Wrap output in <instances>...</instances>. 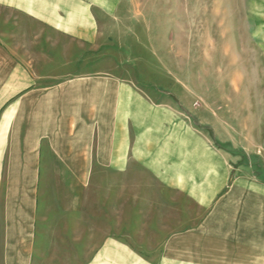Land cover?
Here are the masks:
<instances>
[{"label":"rangeland","instance_id":"374dc122","mask_svg":"<svg viewBox=\"0 0 264 264\" xmlns=\"http://www.w3.org/2000/svg\"><path fill=\"white\" fill-rule=\"evenodd\" d=\"M84 1V14L75 23L59 26L64 31L56 25L39 26L37 42L19 33L15 25L19 16L0 4V36L20 53L27 76L39 84L86 82L87 91L92 90L86 110L94 117L90 129L96 138L100 133L105 137L126 101L140 99L165 120L162 136L171 139L176 133L172 138L179 140L181 158L187 163L182 171L189 176L186 170L192 168L188 177L192 185L204 180L205 162H213L210 178L219 182L216 197L237 181L264 185V137L256 136L257 118L264 116V0ZM121 119L125 133V115ZM135 130L130 147L123 142L119 151L123 163L133 159L130 174L126 164L112 172L107 164H91L84 195L78 184V198L69 189L74 174L70 169L59 170L65 178L62 184L44 185V210L55 230L47 243H37L34 220L44 186L36 188V168L23 166L22 210L16 211L22 215L21 243L14 241L13 233L4 232L13 228L15 219H8L6 209L0 208V264H144L140 256L126 258L131 251L126 248L127 226L140 231L149 219L146 215L143 219V211L155 210L156 215L158 209L166 213L179 207L195 209L199 202L190 195V183L179 184L168 170L154 172L143 164ZM150 130L158 134L156 126ZM94 178L97 184L92 183ZM111 184L116 185L117 196L110 211L104 200L99 205L98 197L101 193L109 199ZM7 193L0 191V206L14 204L13 194ZM238 194L237 200L225 202V208H245L247 203ZM68 200L75 208L67 209ZM84 210L87 226L93 214L98 221L87 228L86 248L81 249L78 233ZM135 235L140 238V233ZM109 237L115 238L110 253L109 246L104 248ZM133 251L141 254L140 249Z\"/></svg>","mask_w":264,"mask_h":264},{"label":"crops","instance_id":"0c3cea01","mask_svg":"<svg viewBox=\"0 0 264 264\" xmlns=\"http://www.w3.org/2000/svg\"><path fill=\"white\" fill-rule=\"evenodd\" d=\"M0 4L19 16L20 21L15 24L17 30L21 34H29L35 42L38 40L39 26L48 28L56 25L64 31L65 29L59 26L67 22L75 23L76 18L81 13L83 15L86 9L84 0H1ZM1 36L0 191L13 194L14 204L1 205L0 208L6 209L4 215L8 219H15L13 228L4 230L5 233H13L14 241L21 243L22 238V215H17L16 211L22 210L23 166L36 168L38 189L51 182L62 184L65 178L58 175L61 172L59 170H72L73 180L68 185L71 186V194L78 198L80 191L84 195L86 172L87 168L91 169V164H107L106 167L111 172L114 168L117 170L119 164H126V173L130 174L134 165L133 159H127L123 163L119 159V151L123 142L126 148L130 147L135 129L139 138V157L143 164L154 172L168 170L173 176L172 179L179 184L190 183L188 177L192 176V168L186 170L190 171L189 176L182 171L185 168L182 165L187 163L181 158L182 148L177 142L179 140L172 138L176 133L171 134V139L162 136L166 133L163 124L165 120L149 105L140 99L125 102L121 93V103L125 102L126 107L124 110L120 108L118 116L117 113L114 114L105 137L100 133L96 138L90 129V121L94 120V117L86 110L91 107L87 99L92 93V90L87 91L86 82L39 84L37 79L31 75L27 76L20 53L6 43L3 34ZM123 115L127 128L125 133L120 128L121 122H124V119H121ZM257 120L256 136L263 138L264 116ZM155 126L157 135L150 130ZM102 138L105 140L104 144ZM206 163L204 180L193 185L190 183V195L199 202L198 206L195 209L173 208L168 210V214L161 209L157 210L156 215L153 214L155 210L148 211L147 214L143 211V219L145 215L149 218L147 224L143 223L140 231H136L134 225H128L126 228V248L131 249L126 258L132 260L135 256H140L144 264H264V185L246 182L244 186L237 181L229 192L216 197L219 193L214 196V191L219 182L215 183L210 178L213 162ZM90 180L89 177L88 184ZM92 183L97 184L98 180L94 178ZM78 184L82 185L80 191ZM45 186L43 195H40V191L38 193V210L34 216L38 244L44 241L47 243L49 234L55 231L50 226L51 217L44 210L47 195ZM129 188L124 186L126 192ZM238 193H241L242 199L247 203L245 208L240 210L235 205L225 208V202L237 200ZM116 196V185L111 184L109 199L102 198L100 193L99 205L102 206L104 200L103 206L106 209L109 207L111 211L112 201ZM73 208L74 201L68 200L67 209ZM17 216L19 220L16 223ZM29 216L23 218L27 219ZM81 216L78 239L82 244L79 248L85 249L86 233L90 232L87 228L92 226L91 223L96 227L98 220L94 214L91 215L88 227L85 210ZM153 217L156 219L152 220ZM109 222L113 224L111 218ZM135 233H140V238ZM114 240L115 238L109 237V245L104 247L109 246V253L112 251L111 245L114 248ZM11 245L16 247L15 244ZM6 246L12 247L10 244ZM134 249H140L141 254H136Z\"/></svg>","mask_w":264,"mask_h":264}]
</instances>
